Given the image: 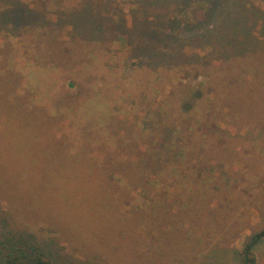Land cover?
Instances as JSON below:
<instances>
[{
  "label": "rangeland",
  "instance_id": "rangeland-1",
  "mask_svg": "<svg viewBox=\"0 0 264 264\" xmlns=\"http://www.w3.org/2000/svg\"><path fill=\"white\" fill-rule=\"evenodd\" d=\"M23 1L31 6H44L45 2ZM14 3L15 0H0L4 9ZM48 3L45 13L40 11L20 22L13 16L0 20V25L13 35L8 34L14 45L22 42L38 50L36 36L30 29L39 32L44 25L51 30L49 39L55 47H64L65 52L79 58L91 54L89 61L80 60L52 70L61 74L58 69L63 67L67 73L61 82L75 79L84 87L78 86L82 89L79 93L78 88L70 87L65 95L55 87L57 100L50 104L38 92L39 87L35 96L27 95L38 108L33 109L37 113L35 118L14 117L13 105L2 103L0 128L14 127L22 120L40 123L41 127L48 126L63 153L81 151L90 141L88 154L101 156L111 151L118 157L136 159L151 144L144 137L146 126L158 132L152 134L157 138L162 130H177L184 122L193 129L191 135L185 134L186 139L204 141L205 148L199 147L201 151L195 152L209 157L208 162L215 167L219 165L216 175L226 171L225 178L217 181L218 189L213 188L216 181L208 187L202 183L197 186L201 195L199 202L192 205L200 211V218L193 221L195 233L199 236L201 230L208 229L216 231L217 238L226 237L222 244L215 242L197 250L193 242L182 244L192 229L180 216L104 217L98 203L112 200L110 194L121 192L112 183L91 184L85 178L80 183L70 178L62 182L64 185L59 183L47 191L32 192L31 201L23 191L28 189L26 185L4 182L7 171L1 167L0 218L17 233L25 232L50 245L55 251L53 257L62 264H239L238 252L264 227V82H257V90L251 89L253 83L248 84L251 76L247 74L254 67L264 66V0H48ZM142 25H145L143 32ZM246 25L251 33L248 39H244ZM156 29L162 33L160 36ZM6 35L0 33V44ZM238 41L250 42L245 46L247 54L239 50L242 47ZM138 42L151 46L146 51L137 49ZM157 42L164 50L161 53L153 50ZM23 56L17 55L13 62L18 63ZM230 59L234 62L225 65ZM93 60L100 66L91 68ZM22 63L17 64L14 73L20 72ZM235 84L243 87L237 91ZM0 89V95L7 91L3 84ZM231 89H235L237 99L227 93ZM24 90L29 91L25 86ZM242 92L258 93L259 102L243 101ZM63 95L66 100L60 103L58 98ZM185 102L193 103L194 109L186 111ZM3 105L7 106L2 108ZM46 112L54 115L48 119ZM98 114L105 117L104 121L95 120ZM89 125L91 134L87 130ZM20 133L0 134L3 161L15 153L11 146L20 145L23 140ZM201 135L202 138L198 137ZM26 142L34 155L37 147L34 136ZM185 153L179 170L158 180L157 189L167 194L166 199L156 197L158 203L172 213L183 205L181 200L187 198L185 187H190L203 167L200 160L193 158L188 168L190 153L187 150ZM220 161L225 165L219 164ZM227 173L233 178L226 184ZM130 185V190L123 186L129 193L127 196L142 200L147 195L141 185ZM96 193L97 201L93 198ZM152 195L151 192L149 197ZM127 196L122 200L127 201L123 204L129 209L135 200ZM72 201L78 206L77 215L61 214L65 208L69 210ZM221 203L226 207L219 206ZM219 208L224 211L212 217ZM254 253L257 264H264V238L255 246Z\"/></svg>",
  "mask_w": 264,
  "mask_h": 264
},
{
  "label": "trees",
  "instance_id": "trees-1",
  "mask_svg": "<svg viewBox=\"0 0 264 264\" xmlns=\"http://www.w3.org/2000/svg\"><path fill=\"white\" fill-rule=\"evenodd\" d=\"M35 5L31 6L23 0H15L14 5L9 8L7 7L4 9L0 6V20L6 21L14 16L13 19H15L16 22H20L24 17H35L40 11H44L43 13H45L50 6L48 0H45L44 6L40 4ZM91 20L94 21L92 17ZM141 27V31L143 32L145 25H142ZM32 28L30 31L33 33V36H36L34 42L38 44L36 46L34 44L32 45L37 47L38 50H34V48L31 49L30 45H24L22 42H17V45H14V39L11 37L13 35L8 33V30L5 31L2 25H0V33H3V35L7 34L5 41L0 44V87L1 84H3L7 90L5 91V94L0 95V104L10 103L13 105L14 110L17 112L12 113L14 117H37V113H35L34 110H37L38 108L37 106L34 107L32 105L33 99L29 100L27 95L35 96L39 87L40 89L38 92L42 94L43 99L45 98L49 101V104L50 101L57 100L55 96L58 94V91L55 92V87L62 91V94L64 95L70 87H76L78 88L77 92H81L82 89L80 90L79 87H84V85L82 83L78 84L71 76L68 75L75 82H71V80L66 83L61 82L64 74L67 73L63 67H59L58 69V72L61 74L52 72V70L61 65H66V67L67 64L74 65L80 60H91V57L89 56L91 54L82 55L79 58L74 54L65 52L64 47L57 48L52 45V41L49 39L52 32L47 29L46 26L42 25L41 28L43 29L39 30V32L37 30L33 31ZM245 30L246 36H244V39H248V35L251 33L247 25L245 26ZM143 34L145 33H141V35ZM156 34L160 36L162 33L156 29ZM153 37L155 38V35H152V38ZM237 44L242 47L239 49L243 52L242 54H247L246 50L248 48H245V46L249 45L250 42L238 41ZM150 46L151 45L148 44L140 45V42L136 44L137 49H144V51L148 50ZM153 50L155 53H161L164 51L160 42H157V45ZM103 54L102 56L105 55ZM17 55H24L22 59L19 60V62L22 61L23 63L18 70L20 72L14 73L13 71L16 70L15 67L19 63L13 62V59H15ZM233 62L234 60L230 59L225 62V65L232 64ZM51 64L53 66H51ZM253 64H255L254 61ZM89 66L91 68H96L97 66L99 67L100 64L98 61L93 60V65L91 66V64H89ZM5 72L8 73L5 75L2 74ZM263 72L264 66L262 68L254 67L252 71H247V74L251 76V80L248 84L251 82L253 83L251 84V89L257 90L259 86L257 82L261 80L264 82V78H261L264 77ZM107 73L110 74L109 69L107 70ZM40 78L44 79V81H41V83L44 82V84L40 83ZM98 83L99 82H97V84ZM24 86L29 91H25ZM239 87L243 86L241 84H235L237 91ZM33 88L35 89L32 90ZM234 90L235 89L228 90L227 93L230 95L233 94L232 96L237 99ZM20 91L26 95H22ZM0 92H2L1 89ZM197 93L201 95V91H198ZM256 94L258 95V93ZM256 94L248 93L247 95H244L242 92L240 97L243 101L257 104L259 98ZM63 96L58 98L60 99V103L66 100L65 96ZM67 100L69 99L67 98ZM70 104L71 103H68V105ZM5 106L7 105H3L2 108ZM184 106L186 107V111L194 109L193 103L185 102ZM40 109L43 110L42 108ZM94 112L97 114V111L94 110ZM44 115L49 119L54 114L52 112H46ZM98 115V119L92 118V120L104 121L105 117L101 114ZM93 122L95 121H90V123ZM91 128L90 125L87 127L89 134L93 132ZM191 128L192 127L189 125L187 126V124L183 122L178 126L177 130L175 128H166L162 130V134L159 137L154 138L152 134H157L158 132L151 129L150 126H146L147 130L144 133V137L149 138L151 144L148 149L142 152L141 155H138L136 159H130V157H118L119 155L117 153H112L111 151H108L101 156L88 154L91 151L90 141L87 142V145H85L81 151L75 153H63L59 148L61 144L56 138H53V133L48 129V126L41 127L40 123H24L22 120L15 124L14 127L7 125L0 128L1 135L4 133L8 134L12 131H19L21 132L20 135L23 136L20 145L15 144L11 146V150L13 148L15 153H11L9 159L3 161L0 156V167L2 168V171H7L6 175L4 173V182L14 186L18 183L26 185L28 189L23 191L29 194V198L31 197L30 194L32 192L38 193L41 189L47 191L48 189L56 187L59 183L64 185L62 182L69 180L70 178H75L77 183H80L79 181L84 178L88 179L91 184L102 185L112 183L115 185L116 190L121 193L117 195L110 194L112 200L103 199L102 202L98 203L97 207L102 210L104 217L140 218L180 216L184 219L185 224L192 229V233H188L183 238L182 244L187 245L193 242L196 249L199 250L200 246L208 248L215 242L217 244H222L226 236L217 238L218 233H216V231L211 232L208 229L207 231L204 229L201 230L199 236L196 234L197 231L193 225V221L200 218L198 217L200 211L197 209L194 210L192 205L199 202L200 199L201 191L197 186L202 183L203 186L206 185V187H208L209 184H213L214 181H216L213 188L218 189L220 184L217 181L220 178H225L226 171H221L220 175H216L215 170H220L219 165L215 167L216 165L208 162L207 158L209 157H202L199 153L195 152L199 147H202L203 149L205 147H203L204 141L199 138L195 141L192 140V138L189 140L186 139L185 134L188 136L192 134L191 130L193 129ZM175 133L177 134L176 138L174 136ZM31 136H34V141L37 144V147H34V155L28 150L29 143L26 142ZM198 137L202 138V135ZM186 150L190 153L188 155V160L190 159L188 161V168L193 158H196L198 161L200 160L203 167L197 175L193 177L190 187H185L187 190V198L183 200L186 201L181 200L183 205L178 207L177 212L172 213L170 210L167 211L162 208L164 207L162 203H158L156 197L162 196L165 199L167 197V194L165 196L157 189V185L159 184L158 180H164L165 175H171L173 172L179 170L181 162L185 160L184 156ZM191 156L194 157L189 158ZM17 162H20V165L16 164ZM219 164L223 166L225 165L223 161H220ZM227 176L226 184L232 181L233 178L229 173H227ZM130 184H135L136 186L141 185L147 192V195L145 196L144 194L142 200L136 199L133 195L127 196L129 193L125 191L123 186L125 185L129 189L131 186ZM151 192L153 195L149 197ZM126 196L130 197V200L131 198L135 200L134 203H131L129 209H126L123 204L127 201L122 200V198ZM23 197H25V195H23ZM93 198L97 201L98 193H96ZM32 200L31 197V201ZM75 205V201H72L70 207H67L69 210L65 208L61 214H65L67 217H75L77 215L75 210H77L78 207ZM219 206L226 207L224 203H221ZM21 207H23L22 204ZM220 209L222 208H219V210ZM213 210L214 209H209L210 212ZM219 210H216L212 217H218V215L221 214L220 212L224 211ZM167 220H169V218H167ZM263 238L264 227L261 231L253 234L242 250L238 252V255L240 256L239 264H257V257L254 253V248ZM52 243L53 241L48 244ZM54 255L55 251L50 245L46 246L43 242L37 239L36 236L26 234L25 232L17 233L12 225L0 218V264H62L60 259L53 257Z\"/></svg>",
  "mask_w": 264,
  "mask_h": 264
}]
</instances>
